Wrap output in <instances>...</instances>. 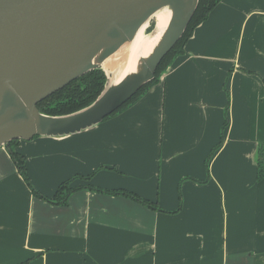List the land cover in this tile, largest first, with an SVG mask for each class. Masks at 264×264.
<instances>
[{
	"label": "crops",
	"instance_id": "obj_1",
	"mask_svg": "<svg viewBox=\"0 0 264 264\" xmlns=\"http://www.w3.org/2000/svg\"><path fill=\"white\" fill-rule=\"evenodd\" d=\"M263 141L264 0H222L134 105L19 141L41 195L74 178L66 205L0 148V264H264Z\"/></svg>",
	"mask_w": 264,
	"mask_h": 264
},
{
	"label": "water",
	"instance_id": "obj_2",
	"mask_svg": "<svg viewBox=\"0 0 264 264\" xmlns=\"http://www.w3.org/2000/svg\"><path fill=\"white\" fill-rule=\"evenodd\" d=\"M198 3L0 0V148L36 136L66 137L101 123L154 79ZM161 11H167L170 19L156 44L119 82L111 81L104 62L133 42L142 26ZM124 67L126 62L117 70ZM93 70H101L106 81L91 104L66 115L39 112L40 102Z\"/></svg>",
	"mask_w": 264,
	"mask_h": 264
},
{
	"label": "trees",
	"instance_id": "obj_3",
	"mask_svg": "<svg viewBox=\"0 0 264 264\" xmlns=\"http://www.w3.org/2000/svg\"><path fill=\"white\" fill-rule=\"evenodd\" d=\"M222 0H199L196 11L191 18L183 36L177 42V44L173 47V49L163 58L160 62L159 66L156 69L154 79L144 85L140 90H138L125 104H123L118 110L112 113L110 116L106 117L103 121L111 119L126 110L127 108L134 105L137 101H139L148 91L149 89L158 82L159 76L171 65L173 60L183 55V48L188 39L191 37L194 29L203 23L211 13V11L221 2ZM152 26L149 28V30ZM106 78L104 73L101 70H93L90 71L78 79L72 81L70 84L65 86L63 89L58 92L52 94L42 102L37 105V109L39 112L50 115V116H58V115H66L78 111L89 104H91L101 93L103 90V86L105 84ZM38 136L34 137L37 138ZM19 141L15 140L6 145V149L8 154L13 161L17 172L22 177L31 193L47 203L55 204V205H66L67 200L71 193L75 192L77 188L71 187L70 184L73 181L67 180L61 183L55 194L52 198H47L41 195L32 185L30 179L27 175L26 167H25V158L16 151V146ZM222 140H220L218 144V148L220 147ZM256 178L257 181H261L264 179V141L259 144L256 151ZM91 190H96L101 192V190H97L89 187ZM108 194L112 195H120L124 197H128L139 204L145 206L154 211H160L156 203H151L147 200L139 198L137 195L124 191V190H112V191H104Z\"/></svg>",
	"mask_w": 264,
	"mask_h": 264
},
{
	"label": "bare ground",
	"instance_id": "obj_4",
	"mask_svg": "<svg viewBox=\"0 0 264 264\" xmlns=\"http://www.w3.org/2000/svg\"><path fill=\"white\" fill-rule=\"evenodd\" d=\"M169 19L170 15L167 11L157 13L149 22L142 26L133 42L123 46L116 54L104 62L103 70L108 76H111V81L119 82L125 74L136 66L140 58H144L150 52L167 26ZM151 26L153 27L150 32L148 29ZM125 62L126 67L123 70H117Z\"/></svg>",
	"mask_w": 264,
	"mask_h": 264
},
{
	"label": "rangeland",
	"instance_id": "obj_5",
	"mask_svg": "<svg viewBox=\"0 0 264 264\" xmlns=\"http://www.w3.org/2000/svg\"><path fill=\"white\" fill-rule=\"evenodd\" d=\"M219 141V140H218ZM218 144L216 143L212 148H211V158L213 157L214 153L217 151L218 149Z\"/></svg>",
	"mask_w": 264,
	"mask_h": 264
}]
</instances>
